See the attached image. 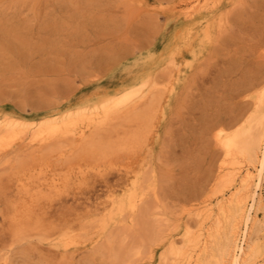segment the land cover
Returning a JSON list of instances; mask_svg holds the SVG:
<instances>
[{
	"label": "rangeland",
	"instance_id": "1",
	"mask_svg": "<svg viewBox=\"0 0 264 264\" xmlns=\"http://www.w3.org/2000/svg\"><path fill=\"white\" fill-rule=\"evenodd\" d=\"M213 3L218 4L204 11L212 22V41L197 47L195 57H181L189 65L186 74L177 78L169 65L162 67L164 58L148 71L170 85L160 93L159 123L140 166L139 191L146 197L135 213L115 214L107 224L100 209L120 188L117 173L86 186L82 199L99 223L88 227L85 239L93 243L75 254L73 264H172L171 236L179 241L186 228H197L189 210L215 201L230 185L218 180L224 150L215 134L221 129L234 134L238 118L245 121L254 113L255 119L264 109L258 96L264 89V0ZM185 7V0H0V114L38 122L96 89L122 88L132 79L121 80L124 68L137 57L167 51L175 13ZM241 121L240 128L250 127ZM16 153L30 155L19 150L8 158ZM239 155L228 162L248 161L244 155L237 162ZM6 159L0 160V177L10 169Z\"/></svg>",
	"mask_w": 264,
	"mask_h": 264
},
{
	"label": "bare ground",
	"instance_id": "2",
	"mask_svg": "<svg viewBox=\"0 0 264 264\" xmlns=\"http://www.w3.org/2000/svg\"><path fill=\"white\" fill-rule=\"evenodd\" d=\"M210 3L218 4L185 0L186 7L175 13V31L167 51L137 57L124 68L121 80L132 79L122 88L96 89L74 107L55 109L38 122L0 114V160L7 157L10 168L0 177V264H73L80 255L77 252L93 243L87 242L85 234L98 220L82 198L84 188L96 177L116 172L120 179V188L109 193L106 206L100 209L104 222L108 224L115 214L137 211L144 196L139 191L141 162L159 123L161 92L170 85L148 71L164 58L162 67L169 65L177 78L186 74L189 65L181 57L186 53L195 57L197 47L212 41V22L204 13L208 6L211 9ZM170 91L176 92L173 87ZM261 94L263 105L264 89ZM255 117H251L252 126L251 119L238 118V125L241 121L250 127L235 125L239 129L232 135L216 128L215 137L225 154L218 165V180L226 179L230 185L225 184L228 188L223 187L215 201L205 199L208 205L202 202L205 207L189 210L188 214L195 213L197 228L185 229L182 246L170 235L167 252L172 264H264V109ZM24 141L25 146L19 147ZM19 150L30 155L22 158L16 153L8 158ZM238 152L248 161L228 162ZM239 157L237 162L245 158Z\"/></svg>",
	"mask_w": 264,
	"mask_h": 264
}]
</instances>
